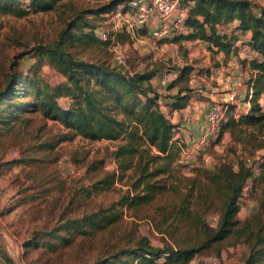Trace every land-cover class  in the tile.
Returning <instances> with one entry per match:
<instances>
[{
	"label": "rangeland",
	"instance_id": "1",
	"mask_svg": "<svg viewBox=\"0 0 264 264\" xmlns=\"http://www.w3.org/2000/svg\"><path fill=\"white\" fill-rule=\"evenodd\" d=\"M111 1L61 0L50 10L31 11L24 16L0 11V90L14 75L34 69L52 84L64 80L48 59L40 60L36 48L55 43L67 23L84 15L86 9ZM253 2L257 9L264 5V0ZM134 15L131 7L124 4L102 15L85 13L96 25V35L99 29L106 28L110 37L67 42V50L87 60L116 65L122 58L121 64L130 70L158 69L156 75L161 79H177L179 85L191 87L200 99L211 94L218 100L225 98L224 82L229 73L249 77L237 51L227 57L225 52L219 54L200 39H156L151 33L152 25L138 26ZM243 43L237 41V49ZM235 55L238 66L229 64ZM60 102L68 106L71 98L62 96ZM164 110L169 117H176L170 108ZM259 139L264 140V135ZM263 143L256 139L245 143L227 129L220 140L211 137L198 145V153L188 149L182 160L183 148L190 146L182 142L178 172L195 175V167L220 166L233 178L244 164L259 173V165L264 161ZM115 146L114 141L76 134L61 121L44 117L39 111H26L12 122H0V264H96L122 247L136 246L142 240L173 247L204 242L206 236L199 218L181 219L176 214L178 198L171 191L159 193L147 203L118 204V220L86 233L64 231L69 240L49 235L65 220L119 203L124 195L135 191L131 170L108 186L96 188L99 180L118 167L112 154ZM209 194L208 201L196 195L190 208L207 225V231L213 232L223 202L219 193L212 190ZM263 199L262 185L249 178L239 200L238 229L213 242L187 263H167L162 256L159 264H245L255 239L249 241L248 231L240 227H255L256 213L264 215ZM26 241L34 244L29 246ZM254 264H264V256Z\"/></svg>",
	"mask_w": 264,
	"mask_h": 264
},
{
	"label": "trees",
	"instance_id": "2",
	"mask_svg": "<svg viewBox=\"0 0 264 264\" xmlns=\"http://www.w3.org/2000/svg\"><path fill=\"white\" fill-rule=\"evenodd\" d=\"M60 2L61 0H0V11L24 16L31 11L50 10ZM128 2L129 0H113L99 7L86 9L84 15H78L67 23L55 43L37 47L40 60L48 59L65 78L52 84L39 74L38 69L14 75L0 90V122H12L26 111H39L44 117L61 121L70 131L85 138L116 142L112 154L118 167L99 180L96 188L108 186L118 176L122 177L131 170L134 192L124 195L119 203L82 217L65 220L50 231L49 235L61 241L69 240L64 231L86 233L118 220V204L134 206L147 203L159 193L171 191L178 198L176 214L181 219L199 218L206 236L202 244L155 246L148 240H142L136 246L122 247L110 258L96 264H159L158 259L162 256L166 257L167 263H187L204 248L239 228V200L249 178L262 185L264 195V161L259 165V173L245 168L243 164L233 178L220 166L195 167V175L178 172L177 162L183 148L177 137L179 123L174 122L163 110L161 99L163 96L167 97V104L173 109L184 108L194 96L192 88L184 85L179 92L164 95L151 81L158 69L130 70L124 65L87 60L67 50V42L96 40V36L99 37L94 33L96 25L85 17V13H110L121 4L127 6ZM182 2L188 6V14L184 22L185 29L171 38L175 41L200 39L209 48L223 51L228 57L237 48L239 35L235 30L252 32L251 37L245 41L256 52V56L247 61L253 71L248 80L252 96H246L251 107L245 112L232 104L218 139L229 129L235 138L245 143L256 139L262 144L264 140L259 139V136L264 135V104L261 101L264 94V5L257 9L253 0ZM233 22L236 25L230 32L226 28ZM176 82L177 79L171 86ZM62 96L71 98L68 106L61 104ZM212 190L222 196L223 205L217 227L209 232L198 214L191 211L190 204L196 195L208 201ZM256 214L258 220L255 227L248 223L240 227L241 230L248 231L249 241L255 239L245 264H254L264 256V215L263 212ZM26 242L29 246L34 244L33 241Z\"/></svg>",
	"mask_w": 264,
	"mask_h": 264
},
{
	"label": "built area",
	"instance_id": "3",
	"mask_svg": "<svg viewBox=\"0 0 264 264\" xmlns=\"http://www.w3.org/2000/svg\"><path fill=\"white\" fill-rule=\"evenodd\" d=\"M128 6L131 7L135 14V21L138 26H145L152 18H158L159 23L153 25L151 30L152 36L156 39L172 38L185 29L184 22L188 14V6L182 0H129ZM117 14L120 15L121 10H118ZM98 35L100 38L107 40L110 37V31L109 29L101 28L98 30ZM245 52L247 61L256 56V52L250 47ZM123 62L122 58H120L118 65H123L121 64ZM250 77H246L244 73H229L227 75L224 82L225 98L215 99L207 111L206 134L197 140L199 146L208 142L209 137L218 138L221 135L232 104L239 106L240 98L243 94L248 96V98L252 96V88L248 85ZM161 80L164 84L172 81L167 76H163ZM191 120L192 116L187 115L186 121L190 122ZM187 150V148H183L182 160H184L183 155L188 153Z\"/></svg>",
	"mask_w": 264,
	"mask_h": 264
},
{
	"label": "crops",
	"instance_id": "4",
	"mask_svg": "<svg viewBox=\"0 0 264 264\" xmlns=\"http://www.w3.org/2000/svg\"><path fill=\"white\" fill-rule=\"evenodd\" d=\"M158 23H159L158 18L154 17L149 21L148 24H151L153 26V25H157ZM235 25H236V22H233V23L228 24L229 28H226L225 26L224 27L228 31L231 32ZM235 32L239 35L238 41L240 42L247 41L252 35V32L250 30L242 31L241 29H238V30H235ZM242 46L243 47H240L238 49L236 48L232 53L236 51L239 53V55L243 59L245 68L247 69L248 72H250V75H249L250 77L253 71L250 68L249 63L247 62L245 58L246 55L244 54V51L247 50L249 45L247 43H243ZM220 53H224V52L220 51L219 54ZM236 57L237 55L233 57L234 60L229 61V64H237ZM236 66H238V64ZM151 81L153 85L164 95L169 94L171 91L173 92V94H175L179 92L182 86H184L182 84L179 85L178 81L173 86H170L172 85L173 81H170L169 83L164 84L160 78V75H155L151 79ZM211 95H212L211 97H205L203 99H200L199 96L194 95L191 101L189 102V104L186 107L180 108V109L171 108L167 104L169 102V99L167 97L163 96L161 99L163 110L164 108H170L173 111V113L176 115V117H173L171 119L174 122L179 123L180 130H179L177 137L180 139V142H188L190 146L187 147V149H192L191 152H193L194 154L198 153L199 146H198L197 140L204 137V135L206 134L207 111L209 110L212 102L215 100V97H213V94ZM242 97H243V100L240 101L238 109L248 112L251 107V102L250 100H248V98H246L245 94H243ZM261 101L264 104V94L261 97ZM187 115L192 116V120L190 122L186 121Z\"/></svg>",
	"mask_w": 264,
	"mask_h": 264
}]
</instances>
